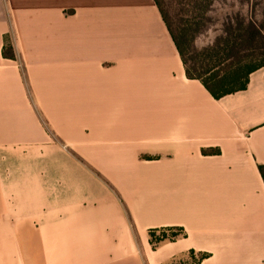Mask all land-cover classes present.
Segmentation results:
<instances>
[{"label":"crops","instance_id":"obj_1","mask_svg":"<svg viewBox=\"0 0 264 264\" xmlns=\"http://www.w3.org/2000/svg\"><path fill=\"white\" fill-rule=\"evenodd\" d=\"M260 166L264 67L215 99L155 0H0V264H264Z\"/></svg>","mask_w":264,"mask_h":264},{"label":"trees","instance_id":"obj_2","mask_svg":"<svg viewBox=\"0 0 264 264\" xmlns=\"http://www.w3.org/2000/svg\"><path fill=\"white\" fill-rule=\"evenodd\" d=\"M216 0H155L168 31L178 49L188 79L200 81L215 99L245 90L250 75L264 67V25L242 14L228 18L222 33L199 49L196 41L207 32L212 19L209 14ZM188 6L189 9H184ZM14 58L13 50L6 54ZM217 154L218 150H204ZM151 160V157H144ZM264 180V166L259 167ZM182 227H166L149 231L150 243L156 250L164 242L186 238ZM193 264L207 257L199 254ZM173 264V263H172Z\"/></svg>","mask_w":264,"mask_h":264},{"label":"rangeland","instance_id":"obj_3","mask_svg":"<svg viewBox=\"0 0 264 264\" xmlns=\"http://www.w3.org/2000/svg\"><path fill=\"white\" fill-rule=\"evenodd\" d=\"M183 8L189 9L188 6ZM237 13L264 25V0H216L209 14L212 18L208 23L210 29L199 36L196 41L197 47L203 49L211 44L222 33L225 24L229 21L228 18H234ZM193 262L194 257L188 255L187 262H181V264H193ZM173 264H180V262L176 260Z\"/></svg>","mask_w":264,"mask_h":264}]
</instances>
